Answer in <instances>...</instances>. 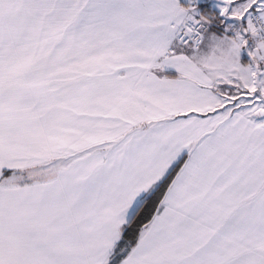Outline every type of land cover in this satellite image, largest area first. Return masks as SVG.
I'll return each mask as SVG.
<instances>
[{"label":"snow or ice","instance_id":"obj_1","mask_svg":"<svg viewBox=\"0 0 264 264\" xmlns=\"http://www.w3.org/2000/svg\"><path fill=\"white\" fill-rule=\"evenodd\" d=\"M0 264H264V0H0Z\"/></svg>","mask_w":264,"mask_h":264}]
</instances>
